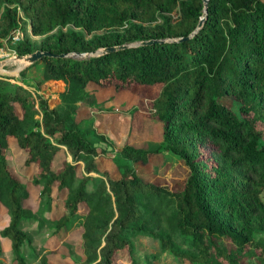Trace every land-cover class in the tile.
<instances>
[{"label":"trees","instance_id":"16d2710c","mask_svg":"<svg viewBox=\"0 0 264 264\" xmlns=\"http://www.w3.org/2000/svg\"><path fill=\"white\" fill-rule=\"evenodd\" d=\"M203 10L204 0H0V49L55 54L20 72L26 84L0 76V203L9 216L0 235L16 264H27L31 244L21 222L58 204L55 230H80L83 256L71 264H114L123 249L129 264H154L162 253L177 264H264V237H255L264 231V0H208L196 29ZM124 43L131 45L80 55ZM39 64L28 84L23 75ZM47 80L65 82L53 106L28 87ZM89 82L160 84L146 101L147 116L161 125L157 146L125 142L116 151L83 125L82 105L105 110ZM226 97L239 103L237 112ZM11 138L35 168L30 179L9 164ZM100 141L106 146L94 145ZM155 153L187 169L178 188L138 173ZM34 188L36 209L27 203ZM136 236L157 243L152 260L136 255ZM0 264H8L1 240ZM39 264L54 263L43 254Z\"/></svg>","mask_w":264,"mask_h":264},{"label":"rangeland","instance_id":"374dc122","mask_svg":"<svg viewBox=\"0 0 264 264\" xmlns=\"http://www.w3.org/2000/svg\"><path fill=\"white\" fill-rule=\"evenodd\" d=\"M15 52L0 49V60L13 55ZM25 63L17 60L7 61L0 66V76H8L13 82L23 83L20 72L25 69ZM42 66L35 65L29 67L23 75L27 78L28 84L33 83V78L40 75ZM7 72L6 74L2 72ZM27 84V85H28ZM35 94L40 93L48 100L49 105L53 106L59 102V93L64 90L63 80H47L39 89L33 85H28ZM87 88L93 93L95 100L105 110H93L84 104L80 108L79 118L81 123L95 130L97 133L104 134L107 141L113 145L117 151L121 149L125 142L144 148H154L161 140V125L151 120L146 114V101L154 97L160 84L140 85L132 84L126 87H116L114 84L98 85L89 82ZM236 112L239 103L231 97L224 98ZM91 140H98V137L91 132ZM204 150L210 151L209 147ZM7 158L11 168L30 179L34 174L35 168L24 165L25 151L18 147L15 138L10 139V145L6 150ZM115 155V154H114ZM166 157L163 153L151 155L150 161L145 165L138 166V173L148 180L160 183H169L172 187L178 188L188 174V171L179 162ZM62 154L58 155L56 165L60 163ZM116 157V156H115ZM102 165L116 173V169L110 159L103 157ZM116 175V174H115ZM38 189H32L30 199L27 201L34 209L38 208ZM261 196L264 200V189ZM59 206V207H58ZM51 210H46L43 206L39 209L33 219L23 220L22 228L29 234L31 244L24 247V256L27 264H39L43 254H49L50 260L54 264H71L73 259H80L83 254L80 242V230L69 232L67 228L60 231L55 230V217L62 210V205L58 204ZM85 206L82 205L81 209ZM9 216L6 208L0 203V229L8 224ZM255 237H264V231L257 229ZM1 258L8 264H16L10 247V239L0 235ZM136 255L144 260L148 256V261L152 260L151 253L158 254L157 243L149 238L134 237ZM154 264H177L176 260L167 254H159L153 259ZM114 264H129L128 253L125 249L116 253Z\"/></svg>","mask_w":264,"mask_h":264},{"label":"water","instance_id":"95a60500","mask_svg":"<svg viewBox=\"0 0 264 264\" xmlns=\"http://www.w3.org/2000/svg\"><path fill=\"white\" fill-rule=\"evenodd\" d=\"M207 2H208V0H204L203 14L201 15V17H200V19H199V21L197 23L196 29L199 28L203 24V21L206 18V15H207ZM170 39L171 40H181V39H183V37L170 38ZM152 41H153L152 39L140 40V41H137V42H135L133 44L148 43V42H152ZM129 45H131V44L130 43H124V44H120V45L104 46V47H100V48H98V49H96V50H94L92 52H85V53H82L80 55L86 56V55H92V54H99V53H103L105 51L119 49V48L126 47V46H129ZM65 54L66 55H72V54L74 55L75 53L74 52H69V53H65ZM44 55H55V54L52 53L51 51L42 50V49H36V50H34V51L30 52V53H25V54L14 53L13 55H10V56H8L7 58H5L3 60H0V66L5 64L7 61L17 60V61H21V62L25 63L24 67H26V66L32 64L34 61H36L39 58H41L42 56H44ZM60 55H64V54H60ZM2 73L6 74L7 72L4 71ZM94 145H101V146L105 147L106 146V142H104V141L95 142ZM107 148L110 150V149H112V146L108 145Z\"/></svg>","mask_w":264,"mask_h":264},{"label":"built area","instance_id":"2783aa9c","mask_svg":"<svg viewBox=\"0 0 264 264\" xmlns=\"http://www.w3.org/2000/svg\"><path fill=\"white\" fill-rule=\"evenodd\" d=\"M13 38H14V39H17V38H18V34H15V35L13 36Z\"/></svg>","mask_w":264,"mask_h":264}]
</instances>
